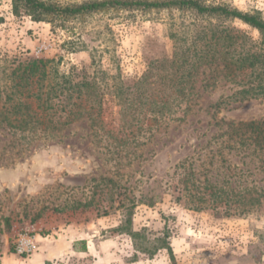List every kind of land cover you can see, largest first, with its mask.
<instances>
[{"label":"rangeland","instance_id":"rangeland-1","mask_svg":"<svg viewBox=\"0 0 264 264\" xmlns=\"http://www.w3.org/2000/svg\"><path fill=\"white\" fill-rule=\"evenodd\" d=\"M42 1L63 7L100 0ZM204 1L264 17V0ZM189 20V14L175 10H103L35 23L14 16L11 0H0V67L42 58L59 61L61 72L90 71L95 58L102 70L119 73L132 85L150 62L172 56L170 34ZM222 25L234 34L236 52L260 48L261 36L254 28L238 20ZM245 82L241 77L235 83L225 79L219 63L200 67L190 83L188 112L180 110L158 123L148 119L133 134L124 131L129 139L119 147L123 154L118 165L109 153L115 141L100 131L99 147L85 119L68 127L60 142L27 144L0 129V257L13 253L19 234L31 231L37 240L55 241L72 227H82L94 251L75 257V264H264V150L251 144L246 150L240 147L231 130V123L264 124V95L226 101L247 87ZM117 112L107 98V129H117ZM185 171L193 173L186 184L179 175ZM99 177L118 184L113 203L105 183H89ZM155 181L162 186V197L151 207L137 204L129 228L143 231L149 240L167 231L173 259L166 250L151 258L136 253L133 240L119 229L125 219L119 201L130 205L128 200L158 185ZM205 183L234 189L228 192L230 206L203 202L209 193ZM242 187L261 193L259 203L245 213L235 210V188ZM90 199L92 207L74 208V202Z\"/></svg>","mask_w":264,"mask_h":264},{"label":"trees","instance_id":"trees-1","mask_svg":"<svg viewBox=\"0 0 264 264\" xmlns=\"http://www.w3.org/2000/svg\"><path fill=\"white\" fill-rule=\"evenodd\" d=\"M11 6L14 16H26L35 23L66 21L103 10H175L190 17L189 21H181L176 31L170 34L174 43L172 56L150 62L132 85H126L119 73L110 74L102 70L95 58L91 61L90 71L71 68L61 72L59 61L42 58H26L17 64L12 61L0 67V129L13 137L18 136L27 144L60 142L68 127L85 119L99 147L103 142L100 131L115 141L118 148L114 146L109 153L111 160L118 165L123 154L119 147L129 139L124 131L133 134V131H141L148 119L158 123L173 118V114L180 110L188 112L192 96L190 83L202 66L219 63L225 79L233 83L237 77L246 79L247 87L233 93L226 101L264 95V47H261L264 46V17L259 12L243 13L222 4H207L204 0H100L63 7L42 0H11ZM231 20L257 30L261 36L260 48L251 51L241 47L242 50L236 52L232 47L235 45L234 34L222 25ZM107 98L118 108L116 130L115 126L107 129L103 120ZM231 130L239 138L240 147L245 146L246 150L251 144L264 150L263 123H231ZM120 133L123 134L118 137L116 134ZM179 167H184V163ZM179 175L182 183L186 184L193 173L185 171ZM92 181L108 186L110 202L113 203L118 184L107 177L92 178L89 183ZM155 183L158 185L145 187L136 199H127L130 205L125 206L119 201V207L125 212L119 229L133 240L136 253L151 258L158 251L166 250L173 259L167 231L149 240L143 231L135 232L129 228L132 211L137 204L151 207L162 197V186ZM99 184L93 185V189ZM206 184L203 189L209 193L207 200L201 199L203 202L230 206L228 192L233 193L234 189L226 191ZM255 189L235 188L236 211L248 212L259 203L261 193ZM93 202V199L84 203L76 201L74 208H89Z\"/></svg>","mask_w":264,"mask_h":264},{"label":"crops","instance_id":"crops-1","mask_svg":"<svg viewBox=\"0 0 264 264\" xmlns=\"http://www.w3.org/2000/svg\"><path fill=\"white\" fill-rule=\"evenodd\" d=\"M65 231L55 241L37 240V250L28 258H19L9 252L0 257V264H75L74 258L93 254L94 245L89 233L83 228ZM85 243H81V242ZM82 249V250H81Z\"/></svg>","mask_w":264,"mask_h":264},{"label":"built area","instance_id":"built-area-1","mask_svg":"<svg viewBox=\"0 0 264 264\" xmlns=\"http://www.w3.org/2000/svg\"><path fill=\"white\" fill-rule=\"evenodd\" d=\"M37 250L36 235L30 232L19 234L13 244V253L21 257H30Z\"/></svg>","mask_w":264,"mask_h":264}]
</instances>
